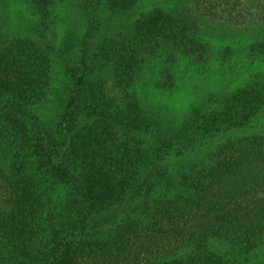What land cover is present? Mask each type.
<instances>
[{
  "label": "rangeland",
  "instance_id": "obj_1",
  "mask_svg": "<svg viewBox=\"0 0 264 264\" xmlns=\"http://www.w3.org/2000/svg\"><path fill=\"white\" fill-rule=\"evenodd\" d=\"M155 11L163 12L161 20L190 23L189 37L181 27L173 28L172 38L161 33L160 19L151 18ZM1 58L19 64L17 70L6 68L19 77L9 73L14 83L0 84V122L22 132L55 131L53 163L62 161L61 173L67 174L61 178L56 170L58 184L43 182L18 144L5 142L0 126V200L32 216L26 243L33 251H47L54 241L58 264H108L111 258L101 250L117 248L120 233L135 222L147 223L153 209L125 198L88 203L86 218L77 209L68 214L64 202L77 203L83 195L73 184L99 188L107 176L128 175L132 188L137 173L155 164L158 146L170 147V153L179 148L189 120H195L188 126L189 145L204 138V131H223L220 121L236 111V103L220 96L255 82L264 85V0H0ZM86 74L89 89L97 90L81 101L78 78ZM72 98L81 102L77 115L79 102ZM162 129L170 134L159 139ZM247 138L262 141L264 133L223 138L182 167L212 168L224 145ZM87 143H99L108 157ZM169 258L168 264L191 258L195 264H264V232L254 239L190 241ZM150 259L148 264L158 261Z\"/></svg>",
  "mask_w": 264,
  "mask_h": 264
},
{
  "label": "trees",
  "instance_id": "obj_2",
  "mask_svg": "<svg viewBox=\"0 0 264 264\" xmlns=\"http://www.w3.org/2000/svg\"><path fill=\"white\" fill-rule=\"evenodd\" d=\"M162 16L163 12L155 11L151 18L160 19ZM159 21L160 32L167 33L169 38L175 37L174 34L170 36L173 28L181 27V35L184 34L187 37L192 30L190 23H184L180 18H173L172 23L167 19ZM147 28L153 31L152 25H148ZM145 37L149 38L148 34L145 33ZM159 37L153 39L154 43L158 42ZM18 65L13 61L7 63L6 60L0 59L1 85L4 86L5 81L14 83V78L10 77L9 73L16 78L19 77V73L10 72L6 68L17 70L15 68ZM99 72L95 69L92 73L93 77L98 78ZM3 75L7 79L4 78L2 81ZM87 76L89 75L78 78L84 89L81 101L89 92L97 90L89 89L90 82ZM21 78L24 79V76ZM256 78L253 77L254 80ZM25 83L26 81H23L22 85ZM96 95L97 93L94 96ZM225 96L228 97L227 102L236 103L234 105L236 111H233L231 116L227 115L221 119L220 122L224 125L223 131L217 129L214 133L204 131V138L199 139L195 145H189L188 141L193 138V135L188 126H193L195 122L194 119L189 120L182 129V144L179 148L176 147L177 149L170 153V147L158 146L155 164L149 168L144 167L137 173L132 188L127 187L129 186L126 180L128 175L114 178L107 176L103 178L105 180L99 188L87 183L73 184L74 190L82 192L83 195L77 203L64 202L68 214H72L77 209L86 218L89 211H85L84 206L88 203L93 207L99 202H121L125 198L139 200L143 205L153 209L147 223L135 222L120 233L114 242L120 253H117V248L108 251V247H104L101 250L105 258L106 256L111 258L108 264H148L152 262L150 258L158 259L154 261L156 264H168L173 261L169 258L171 254L190 241L207 237H251L254 239L264 232V140L255 142L254 138H247L236 144L224 145L218 152L217 165L215 163L212 168L205 171L182 167L190 160L212 150L213 146L223 138L244 133L253 135L264 133V85L255 82L235 92L223 93L220 98L223 99ZM104 98L105 101H109L107 97L104 96ZM79 101L76 100V103ZM238 101L246 107H242ZM80 103H77L76 115L81 110ZM119 115L118 112L117 117ZM0 126H3L6 132L3 137L5 142L13 140L15 144H18L21 154H27L30 158L25 162L31 161L35 164L37 171L34 169V173H37L43 182L50 181V184H58V180L54 177L56 170L61 178L67 174L61 173L62 161L53 163L55 154L58 153V148L52 145L53 139L57 138L55 131H48V135H45L39 132H22L11 124L8 127L3 122H0ZM232 126L236 131L230 130ZM169 134L170 131L164 132L162 129L158 137L163 139ZM0 136H2L1 132ZM70 138L66 139L69 142L68 148L71 146ZM1 140L3 139L0 137ZM87 145L91 151L108 157L106 149L99 143L96 145L87 143ZM110 148V151H114L112 147ZM174 159L177 161L171 163ZM27 168L29 167L21 165L20 170ZM180 172H185L187 175L182 177L179 175ZM56 187L61 190L59 186ZM173 196L176 198L173 199ZM80 203H83V211L79 208ZM21 210L18 204L10 207L8 203L0 200V264H58L56 259L59 257L53 256L54 252L59 251L55 249L54 241L48 246L47 251H41V249L38 252L30 249L26 243V237L30 234L29 227L33 218L21 213ZM37 252L38 257L35 254ZM139 254L141 262L138 259ZM174 264H195V262L194 258H191V260Z\"/></svg>",
  "mask_w": 264,
  "mask_h": 264
}]
</instances>
